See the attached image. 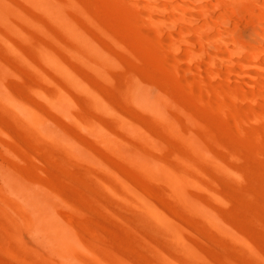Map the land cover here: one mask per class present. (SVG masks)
Returning a JSON list of instances; mask_svg holds the SVG:
<instances>
[{"label":"rangeland","instance_id":"374dc122","mask_svg":"<svg viewBox=\"0 0 264 264\" xmlns=\"http://www.w3.org/2000/svg\"><path fill=\"white\" fill-rule=\"evenodd\" d=\"M63 1L0 0L8 17L0 16V170L12 165L37 180L79 240L65 251L54 249L30 231L0 181V264H118V258L127 264H264V124L252 104L242 108L252 118L242 125L218 102L208 109L198 103L197 70L203 68L214 95L218 79L198 63L164 62L162 45L143 19L138 22L141 12L133 5ZM44 6L68 18L46 14ZM208 22L194 27L207 32ZM250 22L255 30L258 23ZM179 63L194 71L191 78L173 69ZM136 83L142 95L132 99ZM186 86L196 101L188 100ZM49 95L71 102L64 104L71 117ZM30 109L46 120L49 135L27 118Z\"/></svg>","mask_w":264,"mask_h":264},{"label":"bare ground","instance_id":"6f19581e","mask_svg":"<svg viewBox=\"0 0 264 264\" xmlns=\"http://www.w3.org/2000/svg\"><path fill=\"white\" fill-rule=\"evenodd\" d=\"M61 1H62V3H64L63 0H60V2ZM157 1L167 2L168 6L170 4V8H168V6H166L168 9L163 8L165 6L164 5L165 3L162 4V6H163L162 7L156 3ZM192 1L195 2L196 5L198 4L199 6L195 7L194 3H192ZM116 2H118L120 7H124L127 5H129V7H131V5H133L132 7H134V8L136 7L141 12V16L139 17L140 14L136 11L138 13L137 14L138 20H139L138 22L142 23L143 21H140V19H143L144 23L146 22V24L150 27V29L149 28L148 29L151 32L150 34H152L153 38L155 39L156 44L159 43L160 45H162V47H163L162 51L164 52L162 54H164V55L161 54V57L164 56V59H165L164 62H166V63L169 61L171 62L170 59L175 58L180 62L185 60L188 65H195L198 63V64H200L201 67L207 68L210 71V74L213 77H215L216 79H218L219 86H217V87L220 90H217L218 93H216L214 95L213 92L211 93V85L208 82L206 74L203 72V68H200V69L198 68L199 70H197V71H199V72L198 73L196 72L197 75L195 77L199 80V82L197 80L196 81L198 82L199 85H201V87L203 89V94L199 95V97L197 95V97L200 98V99H198L199 102L197 100L198 103L203 102L204 105H206V108L208 109V107L210 108V106H214V104H216L218 102L217 105H219L220 108L221 107L225 108L228 111V113L231 115V117H234V119H236L239 124L242 123V125H243V123L244 124L247 122L249 123L252 120V118L249 116V114L244 112L242 110V108L245 106H248L249 104H252V108L254 109L253 111L255 112L254 117L257 120H259L262 124H264V111L260 109V106L264 105V0H116ZM65 3H67V2H65ZM68 4H70V1H68L67 5ZM28 5L29 4H27V6ZM71 5H70V7H72ZM4 6L5 5L0 4L1 8H3ZM257 8L261 10V11L259 10L260 13L257 12V10H258ZM32 10H33V8H32ZM122 10H123V8H122ZM43 11L46 14H48V13L53 14L58 19L68 18V15H66V13L62 12L63 13V15H62L60 13L61 10H58V9L49 10V8L44 6ZM123 11H125V10H123ZM35 12H37V11H35ZM131 12H135V11H133V9H132ZM86 13H88V11H86ZM126 13H129V12H126ZM42 14L43 13H41L40 15H42ZM1 15L3 17L1 19H8L6 13H2L1 9H0V16ZM69 15L71 16V14H69ZM131 15H133V13ZM90 16L92 17V15H90ZM135 16H136V14L133 15L134 19L137 18ZM45 17L47 18L48 16L45 15ZM19 18H20V16H19ZM203 19H207L209 21L207 32L200 31L199 29L194 27L200 23L205 24L207 22V20L205 22V20H203ZM212 19H216V20H212ZM250 20L254 21L255 25H257L256 22L258 23L255 30H254V26L252 27V25H251L252 22H250ZM166 22L170 23L172 26H175V27L176 26L182 27V29L181 30L180 29L179 30L172 29L167 25L168 23H166ZM71 40L76 42V40H73V39H71ZM112 41H114V40H112ZM74 44H76V43H74ZM80 44L82 45L83 43H80ZM80 44H79V46H80ZM160 45H159V47H160ZM83 48H81V49L84 50L85 48L84 49ZM145 48H147V47H145ZM153 48H155V46H153ZM146 50H148V48ZM149 50H150V48H149ZM152 50H151V53H152ZM157 50H159V49H157ZM77 52H79V51H77ZM154 52H156V50ZM45 53H47V52H45ZM84 53H85V51H84ZM86 53L88 54V51ZM47 54H49V53H47ZM83 57H84V55H83ZM86 57H88V55ZM89 58H90V56H89ZM161 59L163 60V57ZM91 60H92V63L96 61V60L93 61V59H91ZM98 63L99 62H97L96 64H98ZM218 63H220V65ZM172 64H174L173 61H172ZM99 65L101 68L102 64L99 63L97 66H99ZM173 66H174L173 69L178 74L184 75L185 77L189 76V78H191L190 76H193L194 71L192 72V71L187 70L184 67L182 68L180 63L175 64ZM57 71H59V70H57ZM59 74H60V71H59ZM64 77H65V74L63 75V78ZM66 77L64 78V80H66V82H67L69 77L68 78H66ZM153 77H155V75H152V78ZM155 78H154L153 82L157 81V79L155 81ZM238 78H240V79H238ZM69 81H70V79H69ZM69 81H68V84H70L71 82L73 83V80L71 82H69ZM157 82L159 83V80ZM187 82H188V80H187ZM74 83L72 84L74 86L73 90H76ZM59 84H61V83L59 82ZM76 85H78V84L76 83ZM60 86H62V85H60ZM149 86H151V85H149ZM162 86H164V85H162ZM165 86H166V84H165ZM49 87H52V86H49ZM158 87L160 88V86H158ZM56 88H58V87H56ZM62 88H64V86ZM71 88H72V86H71ZM187 88H188V92H189V93H187V98H188V95L190 94V96H189L190 99H188V100L189 101L193 100V98L191 99V97H192L191 95H193V92H195V91H192L189 88V86H186L185 89H187ZM251 89L255 92H251ZM52 90H49V91H52ZM54 91H52V92H54ZM65 91H67V90H65ZM55 92H57V94H59L57 89ZM45 93H46V91H45ZM132 93H133V94H131L132 99H135V97H137V96L140 97L142 95V89L140 88V86H138L137 83L134 84V87L132 89ZM52 94H54V93H52ZM14 95H15V93H14ZM55 95L54 96L49 95L50 97H47L48 101L54 107L63 110L65 116L71 117V114L66 112V110L64 109V106H65L64 104H71V102L66 101L64 103H61L59 101L58 97H56ZM165 95H166V93H165ZM85 96H86V94H85ZM88 96H90V95H88ZM193 97L195 98L196 95ZM15 98H18V97H16V95H15ZM91 99L92 98H90V101H91ZM19 100L21 101V99H19ZM188 100L185 102L188 103ZM194 100L196 101V98ZM21 102H23V101H21ZM190 103H193V102L191 101V102H189V104ZM203 103H201V104H203ZM0 104H2V103L0 102ZM26 104L28 105L29 103H26ZM29 106H31V104ZM215 107L220 109L217 106H215ZM36 110H38V109H36ZM24 113L26 114L27 118L32 122V124L34 125L36 130L39 131L40 134H44V135L50 134L49 129H46L44 126L46 123V120H44L43 117H41L38 114L39 112L37 113L35 110L30 109ZM16 116H18V114ZM16 121H18V120H16ZM19 122H17V123H19ZM23 123H25V122H23ZM239 124H235L236 128H239L241 126ZM30 128L31 127H29V129ZM33 130H35V129H33ZM252 131L255 132L254 129ZM261 131L264 132V130H261ZM258 133L260 134V132H258ZM37 134H38V132H37ZM261 135H264V134H261ZM41 140H43V138L40 139V141ZM8 165H10V164H8ZM4 166H5V164H4ZM11 166L12 165H10V168L6 167V166H5L6 168L5 167L3 168L1 166L2 167V169L0 170L1 185H2V187H4L6 189V190H4V189L3 190L5 192H8V195L11 197L12 201L15 202L18 209L20 211H22V213L24 215L23 217H24L25 221L28 223V228L30 229V231H32L35 234H39L42 237H45L47 240L51 241L53 243V248L56 250L65 251L64 249H66V250L69 249L72 246L71 243L79 240V237H78L77 233H75L74 228L72 226H70V225H72V223H70V225L67 224L59 215L54 213V209L51 207V200H50L51 196L47 193L48 191L42 190L41 188H39L40 186H38V185L40 183L37 180L32 181L31 179H26V177H24L22 175L24 177L23 178L21 176L22 170L20 171V169H19V171H20V173H19L18 169L15 167L17 169V172L16 171L14 172L11 169L12 168ZM23 173H26V172H23ZM24 175H26V174H24ZM27 177H28V175H27ZM30 177H32V176H30ZM30 177H28V178H30ZM201 177L203 178V176H201ZM36 181H37V183H36ZM141 185L142 184L140 183L139 187ZM145 186L146 185H144V187ZM172 187L173 186L171 185V190L173 189ZM146 188H144V189H146ZM144 189H142V190H144ZM139 190H141V189H139ZM143 207H145V206L143 205ZM1 208L3 209V207L0 206V209ZM149 210H151V209L149 208ZM152 211H155V209ZM6 212L8 213V211H6ZM158 212L162 213L160 211H158ZM146 213L147 212H145V215H147ZM156 214H157V212H156ZM9 215H11V214H9ZM155 215H154V217H152L151 215H149V216L156 219V221H157V218H155ZM157 215H156V217H157ZM149 216H148V219H149ZM158 216H160V218H161V214ZM165 216H163V217H165ZM6 217H8V216H6ZM9 218L11 219V217H9ZM168 218H170V217H168ZM168 218L166 217L165 219L168 220ZM7 221H8V219H7ZM16 221H18V220L15 219L14 222H16ZM152 222H153V220H152ZM10 224H11V220H10ZM21 224H20V226H21L20 230H22V225H23V224L22 225ZM158 224H161L162 227L161 226H159V227L163 228V225L161 222ZM13 225H14V223H13ZM16 225H14V226H16ZM31 238L32 237L30 236V239ZM22 239H23L22 237H19L20 241ZM35 239H36V237H35ZM32 242L33 241H31V243ZM180 244L182 245V243H180ZM22 246H24V245H22ZM28 247L30 248V246H28ZM31 249H33V247H31ZM42 249L45 250L44 247ZM104 250H106V249H104ZM47 251H45V253L48 254V257H49V253L52 251L49 250L48 251L49 253H47ZM106 252L109 253L108 249ZM39 253H42V252H39ZM107 253L105 254L106 256H108L110 254L109 256L111 257L113 255V253H109L108 255H107ZM51 255H52V253H51ZM114 255H115V252H114ZM98 256H99V254H98ZM116 256H118V255H115V257ZM112 257H114V256H112ZM121 257H122V255H121ZM44 258H45V255H44ZM102 258L104 259V257H102ZM52 259H54V257ZM55 259L57 260L58 258H55ZM105 259H106V257H105ZM107 259H108V261H110V258H107ZM125 259H127V257H125ZM97 260L98 259H96L95 261H97ZM112 260L113 259L111 258L110 262H112ZM116 260H118V264H120V262H122V264L123 263L127 264L126 262H123V260H119V258ZM129 261H131V260H129ZM99 262L100 261L98 260L97 263H99ZM113 263L115 264V260ZM60 264H62V261H60ZM95 264H96V262H95Z\"/></svg>","mask_w":264,"mask_h":264}]
</instances>
